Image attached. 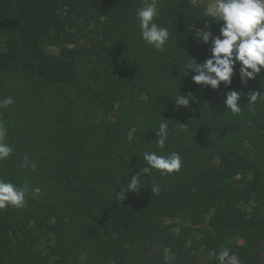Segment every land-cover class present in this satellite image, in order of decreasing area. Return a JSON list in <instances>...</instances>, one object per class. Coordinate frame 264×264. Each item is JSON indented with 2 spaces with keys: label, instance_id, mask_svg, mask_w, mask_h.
I'll list each match as a JSON object with an SVG mask.
<instances>
[{
  "label": "rangeland",
  "instance_id": "374dc122",
  "mask_svg": "<svg viewBox=\"0 0 264 264\" xmlns=\"http://www.w3.org/2000/svg\"><path fill=\"white\" fill-rule=\"evenodd\" d=\"M130 1L132 8L104 17L86 0H0L1 9L7 6L0 12V28L13 22L20 54L43 47L56 55L68 47L76 57L67 84L29 72L31 66L0 70V100L14 101L0 107L5 143L14 149L0 161V179L27 187L23 207L0 209L2 241L11 256L27 264H117L113 250L119 264H165L166 250L174 255L172 264H219L217 253L224 248L238 256L240 264H253L257 258V264H264V234L221 231L227 222L243 225L239 216H230V209L206 208L198 215L201 224L187 226L181 220L186 213L198 212L190 193L212 178L202 173L223 153L255 161L262 172L256 198L264 207V126L254 119L264 110V99L248 104L243 95L264 90V70L244 85L237 64L229 87L201 88L191 74L183 76L184 64L189 56L202 63L210 45L191 43V35L184 37L185 44L179 34V25L187 19L207 16L201 1L157 0L160 14L155 22L170 33L163 52L141 39L135 8L145 0ZM27 7L31 15L22 16ZM0 38H6L1 31ZM231 90L242 93L238 114L224 104ZM113 92L117 100L111 106L106 98ZM179 92L192 94L187 107L176 105ZM162 121L168 124L163 149L155 132ZM153 151L179 153L181 169L165 176L153 169L151 175L140 176L139 192L118 200L116 193L147 166L143 154ZM25 155L36 164L35 171L21 167ZM61 174L73 190L65 187ZM154 185L160 187L158 194L151 191ZM218 190L220 198L241 192L230 182ZM173 196H178L180 209L142 210L147 199L155 198L159 208ZM88 208L118 231L119 246L105 248L94 237L85 218Z\"/></svg>",
  "mask_w": 264,
  "mask_h": 264
},
{
  "label": "clouds",
  "instance_id": "9594fccd",
  "mask_svg": "<svg viewBox=\"0 0 264 264\" xmlns=\"http://www.w3.org/2000/svg\"><path fill=\"white\" fill-rule=\"evenodd\" d=\"M206 15L216 21L222 22L219 27V34L213 36L209 30H197L194 39L199 44L210 45V55L202 63L190 57L184 64V75L191 74L193 83L201 88L210 87L218 90L223 84L229 87L236 72V65L239 64V79L242 84L247 85L248 81L256 78L264 70V0H213L207 6ZM160 9L157 0H145L141 6L135 8V19L140 31L141 39L154 48L156 51L166 50L165 45L169 41L170 33L168 28L157 24ZM188 96L179 95L174 99L176 105L187 107L190 103ZM248 97L249 103L254 104L258 99H264V94L250 91L243 93ZM242 93L231 90L225 94L224 104L233 114L241 112ZM12 97L0 100V107H7L13 103ZM159 148L163 149L168 138V124L162 121L157 131ZM7 128L0 123V161L6 160L14 149L5 143ZM143 158L147 166L137 172L128 182L126 188L116 193L118 200L125 199L129 192L140 191V176L151 175L152 170H158L161 176L178 172L182 166V157L179 153L172 152L166 155H158L156 152H145ZM21 167L35 171L36 164L30 163L29 157L24 156ZM27 187H18L10 181L0 179V209L14 206L23 207ZM34 191H39L35 189ZM152 193L158 194L160 187L154 185ZM165 264H172L174 255L168 250L164 255ZM219 264H240L239 257L230 253L226 248L217 253Z\"/></svg>",
  "mask_w": 264,
  "mask_h": 264
},
{
  "label": "trees",
  "instance_id": "16d2710c",
  "mask_svg": "<svg viewBox=\"0 0 264 264\" xmlns=\"http://www.w3.org/2000/svg\"><path fill=\"white\" fill-rule=\"evenodd\" d=\"M65 2L67 0H57ZM89 4L96 7L100 10L104 17H108L113 13H118L120 10H128L133 7V4L130 0H86ZM140 2V1H139ZM141 5V3H140ZM70 7L72 5H69ZM7 7V6H6ZM4 7V8H6ZM64 7V5H63ZM4 8H0V12ZM29 9L20 13L22 16H30L28 12ZM2 15H0L1 18ZM69 18V17H68ZM209 24V30L212 32L213 36L219 34V24H216L210 16H205L202 18H190L185 22L179 25L180 29V38L182 41L187 44L188 42L184 37H190L188 40L191 43L195 44L196 41L193 38V34L201 29L206 30V25ZM13 22H6L4 26L0 28L2 34L6 35V38H0V70L11 69V70H25L28 69L31 73H37L42 76H45L48 80L53 82H58L62 84H67L72 81L73 77V67L74 61L76 59L73 49L64 47L62 53L52 54L44 50L43 47H34L31 53H26L25 56L20 54V44L18 41V35L14 29ZM197 26V29L194 27ZM57 29L59 24L54 25ZM2 36V35H1ZM264 88V86H262ZM253 90V89H252ZM263 90V89H262ZM260 90V94H264V90ZM141 92V91H140ZM116 93H111L109 97L106 98V101L114 106V102L117 100ZM139 97V93L137 92ZM263 100V99H261ZM136 103V101L134 102ZM255 122L264 126V110L260 111L255 116ZM76 161V159H74ZM264 168V167H263ZM210 173L212 176L208 181H203L200 186L197 187L195 193H190L192 195V201L190 202L193 208H196L198 212L195 214L189 215L186 213L185 219H181L187 226L194 225L196 223H202L204 220L199 219L198 215L200 212L209 208L210 206H216L217 210L222 212L229 210L230 216H239L243 225L232 226L230 222L226 223V227L221 231H226L232 234L231 228H233V233L242 232L243 230H252L254 233L264 234V207L258 205V199L256 198V190L260 183L262 182L261 169L256 165L253 159L242 157L234 153H223L219 154L211 161L207 169L203 171L202 177L204 174ZM61 180L70 190L68 183V178L66 175H60ZM216 178L215 186L211 184V181ZM224 182H230L240 189V193L232 194L230 196L223 195L220 198V193L218 190V185H221ZM172 198V199H171ZM169 199L168 204L166 205L163 201L161 204L163 206L157 208L156 199H147L142 206V210H152L161 212L165 206L167 207H180L176 204L179 202L178 196H173ZM197 201L198 203H193ZM185 211L188 210V204L185 202ZM236 203V204H235ZM235 204V205H234ZM98 205V202L95 200V204ZM231 205V206H229ZM222 211H221V210ZM88 213H86L85 218L89 222L92 230L94 231V237L99 238L100 244L105 248H112L111 244L114 246H119L118 231L110 229L109 225L106 222V218L101 216L99 213H92V210L88 208ZM193 216V217H192ZM108 223H111L110 221ZM213 228V227H211ZM211 228H208L211 229ZM221 231H217L220 233ZM112 241V243H111ZM126 250V249H124ZM116 250H113V261L117 264L120 263V260L116 257ZM129 257V253L126 254ZM61 262H64V258L59 259ZM253 264H257L260 260L252 259ZM0 264H27L25 261L19 262L14 256H11L7 250L5 243L0 237ZM33 264V263H32ZM35 264V263H34ZM216 264V263H212Z\"/></svg>",
  "mask_w": 264,
  "mask_h": 264
},
{
  "label": "crops",
  "instance_id": "0c3cea01",
  "mask_svg": "<svg viewBox=\"0 0 264 264\" xmlns=\"http://www.w3.org/2000/svg\"><path fill=\"white\" fill-rule=\"evenodd\" d=\"M200 1H201V5H203L205 10H206L207 6H209L211 3H213V0H200ZM220 23H222V22H220Z\"/></svg>",
  "mask_w": 264,
  "mask_h": 264
}]
</instances>
